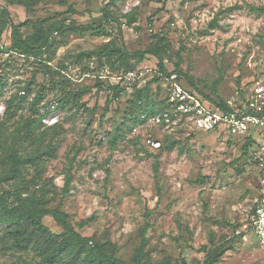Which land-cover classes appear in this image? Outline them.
Here are the masks:
<instances>
[{
	"label": "rangeland",
	"instance_id": "obj_1",
	"mask_svg": "<svg viewBox=\"0 0 264 264\" xmlns=\"http://www.w3.org/2000/svg\"><path fill=\"white\" fill-rule=\"evenodd\" d=\"M5 3L0 0V16ZM7 4L24 37L40 25L70 26L54 34V46L42 59L7 53L10 30L0 32V143L24 161L20 176L10 178V161L0 147V194L12 193L8 207L20 204L17 192L34 196L39 208L63 212L90 245L126 264H203L204 248L215 247L227 249L218 264H264V249L249 226L264 171L244 149V137L198 133L188 124L175 131L133 124L135 89L148 88L156 102L165 96L164 81H155L158 60L129 59L128 70L144 74L129 85L117 59L86 57L107 44L130 52L160 48L168 73L177 68L209 98L235 101L264 80V0ZM107 7L112 21L102 23ZM112 86L124 90L114 101ZM117 129L123 138L113 147ZM167 140L177 142L173 151L152 146ZM44 225L55 238L41 249L35 243L18 247L0 225V264H42L45 253L69 237L52 216ZM68 244L77 253L80 245ZM86 256L82 250L77 260L54 264H83Z\"/></svg>",
	"mask_w": 264,
	"mask_h": 264
},
{
	"label": "trees",
	"instance_id": "obj_2",
	"mask_svg": "<svg viewBox=\"0 0 264 264\" xmlns=\"http://www.w3.org/2000/svg\"><path fill=\"white\" fill-rule=\"evenodd\" d=\"M6 2L1 5V22H0V32L3 33L5 30H10V38L11 44L7 51V53L15 54L22 56L24 58H35L42 59L43 56L50 52L54 46L53 36L55 33L62 34L65 31L69 30L70 26L65 25V23H53L47 28H43L42 25L36 27V32L31 37H24L21 32V25H16L11 19L10 12L8 11L7 1L19 5H36L40 3L42 0H2ZM117 0H110V4L115 5ZM104 21H112L111 14L109 13L108 7L103 11V20ZM149 22H152V19H149ZM122 34V32H119ZM109 46L107 44L105 48H101L97 51H93L87 54V58H96L100 59L103 57H108L109 59L115 58L121 67L125 69V72L128 73L131 71L128 70V61L129 59H134L138 63L142 62L146 56H152L156 58L159 62V74H157V78L155 81L163 80L165 76L169 75L164 65L162 59V50L160 48L157 49H148L144 51H136L130 52L128 49L123 47H116L106 49ZM175 73L178 74L179 79L184 85L198 93L202 94L206 99L210 100L217 107H220L224 111H228V107L226 106V102H219L209 96L205 95L203 92L195 88L194 83L191 78L186 76L183 79L182 73L176 68L174 70ZM4 87V81L0 78V96L2 94ZM113 92L112 101L120 98L124 90L120 88V86H112L110 88ZM166 89L165 96L161 102H156L152 99L150 94V90L148 88H144L142 90L135 89L132 94V102L134 106L138 109V115L133 120V124L142 123L141 116L144 114H155L157 112L162 111L166 107ZM16 98V97H14ZM21 102H24L25 97L21 98ZM110 101H107V108L103 115L101 116V122L104 121L108 114V106L110 105ZM183 127L180 126L178 130ZM117 137L123 138L122 131L117 129V132L110 138V144L114 147L117 142ZM244 149H249V145L252 143L251 138L246 139ZM177 142L173 140H167L166 143H162L160 146L164 151H173L176 148ZM0 147L5 150L7 153L8 159L10 161V178H18L21 174L20 167L23 165L24 161L17 157V154L11 151V148L0 143ZM155 176H158L159 173V163L156 162L154 166ZM70 180H67V186ZM12 193L6 192L0 194V225L4 226L9 233L10 239H12L15 244L20 248H27L31 244H39V247L46 245V243H51L55 236L49 232L47 227L44 225V219L48 216H52L54 220L61 225L67 234L69 235L68 239L63 243L59 244L54 251L45 253V257L42 261V264H54L63 258H69L71 261H75L78 259L80 252L82 250L87 251V256L84 259L83 264H126L123 260L114 257L113 255H108L104 253L97 246L90 245L92 242L91 239L85 238L74 231L69 225L67 221V216L60 211H49L47 209L38 207V200L34 196L23 197L20 192L15 193L17 198L20 200V204L16 207L9 208L7 205V199L10 198ZM146 231V230H145ZM145 231L142 236V242L140 248L138 249V262L143 256V248L146 244ZM43 241L41 244L40 242ZM72 241L76 244H79L80 248L77 253L73 254L69 250L68 242ZM207 252L206 258L203 264H218L221 258L225 255L227 249L225 247H215L212 251H208L207 248H204Z\"/></svg>",
	"mask_w": 264,
	"mask_h": 264
},
{
	"label": "built area",
	"instance_id": "obj_3",
	"mask_svg": "<svg viewBox=\"0 0 264 264\" xmlns=\"http://www.w3.org/2000/svg\"><path fill=\"white\" fill-rule=\"evenodd\" d=\"M143 73L128 72L124 76L127 84L141 79ZM167 93L166 107L155 114H144L141 121L145 126H154L175 131L188 124L198 133H216L219 136L244 137L252 139L249 145L253 163L264 171V80L253 82L250 91L243 98L226 102L228 111L217 107L197 91L187 88L175 72L165 76ZM256 136V138H254ZM160 142H152L159 148ZM249 226L257 244L264 249V189L252 210Z\"/></svg>",
	"mask_w": 264,
	"mask_h": 264
},
{
	"label": "crops",
	"instance_id": "obj_4",
	"mask_svg": "<svg viewBox=\"0 0 264 264\" xmlns=\"http://www.w3.org/2000/svg\"><path fill=\"white\" fill-rule=\"evenodd\" d=\"M216 134V133H215ZM218 135V134H217Z\"/></svg>",
	"mask_w": 264,
	"mask_h": 264
}]
</instances>
